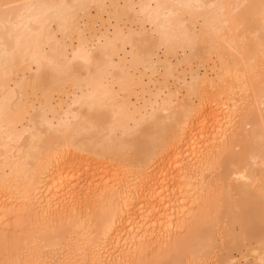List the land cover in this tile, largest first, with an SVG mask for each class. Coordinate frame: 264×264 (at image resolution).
<instances>
[{
    "label": "bare ground",
    "instance_id": "1",
    "mask_svg": "<svg viewBox=\"0 0 264 264\" xmlns=\"http://www.w3.org/2000/svg\"><path fill=\"white\" fill-rule=\"evenodd\" d=\"M5 2L44 7L17 10L0 56V264H258L261 0ZM227 4L246 7H210ZM191 63L209 70L179 98L168 79Z\"/></svg>",
    "mask_w": 264,
    "mask_h": 264
},
{
    "label": "snow or ice",
    "instance_id": "2",
    "mask_svg": "<svg viewBox=\"0 0 264 264\" xmlns=\"http://www.w3.org/2000/svg\"><path fill=\"white\" fill-rule=\"evenodd\" d=\"M44 7L41 5H19L13 3H0V33H2V38H0V56L4 58L6 62L12 61L19 49L20 46V36L19 31L22 27L20 21L23 19V14L18 12L17 10L24 8L27 10H32L36 8ZM123 7L127 8L130 11H135V9L140 8L143 10L145 6L137 5V4H127ZM150 7V6H149ZM168 7V6H160L157 8ZM173 7L176 8H191L192 5L186 4H177ZM196 7H203L202 5H197ZM210 7H219L221 10L228 9H240L246 7L244 4L238 5H211ZM227 22V21H225ZM233 22L237 25L238 28H241L245 25L246 20L243 17L236 18L234 17ZM259 24L261 33L264 34V0H261V11L259 14ZM261 51L264 54V41L261 42ZM3 111L5 114L12 111L11 105L6 104ZM262 247H264V242H262ZM258 264H264V255L261 256Z\"/></svg>",
    "mask_w": 264,
    "mask_h": 264
},
{
    "label": "rangeland",
    "instance_id": "3",
    "mask_svg": "<svg viewBox=\"0 0 264 264\" xmlns=\"http://www.w3.org/2000/svg\"><path fill=\"white\" fill-rule=\"evenodd\" d=\"M107 25V24H106ZM96 28L95 29H97V28H99L100 27V25H99V23H95V25H94ZM108 26V25H107ZM100 28H102V27H100ZM92 43V42H91ZM173 63H175V61L173 62ZM189 65V64H188ZM190 65H191V67H190ZM189 65V67L185 64V66H183V64L181 65V67H179V68H177V70L174 72V75H173V77H170V79H168V82H169V86L167 85V87H168V89H169V87H170V89L173 91H175V90H178V92H177V96L180 98H185V89L182 87V84L180 83V82H182L181 80H183V78L184 79H186V81H190V79H191V75H192V73H196L194 70H196V71H198L199 70V72L200 73H198L199 75H201V73H203L204 74V72L206 71V70H209L207 67H199V69L197 68V65H196V63H191ZM190 69L191 70H193V72L192 73H190L191 71H190ZM159 72H157V73H155V76H151V79H152V81H154L153 83H150V85H149V88H150V90H152V89H154L155 87L157 88V86H159L158 85V83H159V81H160V78H161V74L163 73V71H162V67L159 65ZM209 73H208V76H210L211 77V74H212V72L211 71H208ZM159 73V74H158ZM157 74V75H156ZM202 74V75H203ZM201 75V76H202ZM148 76H149V74L147 75V77L145 76V78H144V80L146 81H148ZM148 78V79H147ZM146 81V82H147ZM152 91H154V90H152ZM238 95H236V96H230L229 97V102H228V104L229 105H232V103H234L235 101H236V97H237ZM239 96H240V94H239ZM238 96V97H239ZM193 98V100H194V102L196 101V99H195V97H192ZM236 98V99H235ZM242 97L240 96L238 99H241ZM240 105V104H239ZM231 111L233 110L232 108L230 109ZM242 111L243 110H241V113H242ZM238 113L240 112V111H237ZM237 112L235 111L233 114L234 115H236L237 114ZM203 142V141H202ZM190 190H192V189H190ZM171 206H173V205H171ZM11 222H9V224H10ZM190 230V229H189ZM189 230H182L178 235H179V239H181V240H186L187 239V237L189 238ZM19 231V230H18ZM20 232V231H19ZM19 232H17L18 234H19ZM16 232H15V234L16 235H18ZM21 233V232H20ZM24 234H26V233H24ZM16 235H14V236H16ZM22 235H23V233H22ZM21 234L19 235V236H22ZM175 235V234H174ZM177 235V236H178ZM19 236H17V237H19ZM176 236V235H175ZM23 237H25V235L23 236ZM177 238V237H176ZM182 248H184V247H181V249ZM159 253V252H158ZM152 254V255H151ZM150 254V256H148L147 258H146V260L144 261V263L143 264H159L161 261L163 262H165V260H167L166 258H167V256H169V255H165V256H160L159 254H157V253H151ZM157 254V255H156ZM159 255V256H158Z\"/></svg>",
    "mask_w": 264,
    "mask_h": 264
}]
</instances>
